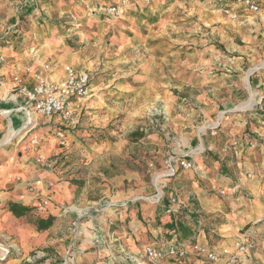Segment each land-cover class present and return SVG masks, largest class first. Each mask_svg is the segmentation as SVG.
Listing matches in <instances>:
<instances>
[{
  "label": "crops",
  "instance_id": "obj_1",
  "mask_svg": "<svg viewBox=\"0 0 264 264\" xmlns=\"http://www.w3.org/2000/svg\"><path fill=\"white\" fill-rule=\"evenodd\" d=\"M24 1V6L15 9V0H0V54L6 59L0 67V264H31L41 258H44V264H115L117 258H128L130 254L143 259L147 245L164 248L173 240L171 230L165 226L171 217L162 208L138 201L145 196L138 197L129 188L125 194L130 197L116 200L117 203L124 200L122 204L126 203V206L112 201L110 206L96 209L95 213L82 219L86 212H79L75 204L87 201V192L86 189L77 191L72 183V159L67 156L63 160L64 149L56 144L42 142L36 150L31 143L33 137L51 136L56 132L60 126L58 121L34 114L31 130L20 131L29 113L21 109L24 99L18 89L12 88L14 76L33 85L27 68L34 71L47 62L59 67L80 64L77 53L57 54V48L53 47L56 42L44 37L40 40V27L44 31L46 27L51 28L46 24L50 12L62 15L74 11L89 24L95 17L101 19L105 6L117 0ZM212 1L175 0L158 4L156 8L160 12L150 36L154 40L150 48L152 62L143 76L146 78L144 84L135 88L123 85L126 90H134L135 95L129 100H113L110 105H115L110 106L106 103V94L95 92L99 85H94L92 76V94L81 126L93 127L96 114L103 113V118H112L115 112L122 111L119 108L124 104L123 111L131 113L134 110L129 105L133 108L137 99L140 109L144 99L165 102L175 113L170 127L177 133L172 137V149L165 157H174L173 164L178 173L182 170L179 159L190 158L197 147L202 146L208 151L205 152L207 155L213 154L207 161V156H194L199 170L191 172L197 179L206 181V186L202 189L193 182L192 187L207 213H214L215 219L221 216V222L212 230L221 238L213 250L220 251L223 247L230 248L239 231L264 215V145L259 143L256 150H248L247 144L244 145L243 160L236 159L225 149L233 138L247 135L243 128H235L234 121L240 116L236 110L257 103L256 109L262 111L254 108L247 116L252 120L264 116L261 114L264 112V67H258L264 66V2H260L259 12L236 3L229 4L231 13H225ZM135 3L141 6L139 12L133 7ZM144 7L141 0H131V18L138 16V21L145 22V15H141ZM179 13L184 14L181 18L193 15L196 21L191 27H178ZM37 36L40 37L38 42L31 44ZM217 43L224 44L230 56H223ZM81 68L91 72L88 67ZM121 97L127 96H117ZM213 125L218 126L216 135L212 134ZM72 131H68L70 144L77 136ZM247 136L258 141V135ZM166 159L151 163L153 179L164 172ZM129 176L141 183L138 172H130ZM125 180L126 177L116 179L118 184ZM212 186L226 189L228 194L220 196L218 190H214L210 196ZM238 187L239 192L236 191ZM107 191L109 194V189ZM47 198L50 204L45 211L38 212L36 207ZM10 202L21 203L32 210L18 218L8 209ZM48 216L55 218L53 225L39 231L36 219ZM75 224L81 230L79 235L75 234ZM258 228L261 237L257 248L251 259L241 264H264V223ZM11 244L20 247L21 253L12 249L11 254L5 256ZM117 247L124 250L118 257ZM53 250L58 256L53 255ZM107 256L111 261L103 262ZM204 258L207 260L206 257L193 259L192 264H205Z\"/></svg>",
  "mask_w": 264,
  "mask_h": 264
},
{
  "label": "rangeland",
  "instance_id": "obj_2",
  "mask_svg": "<svg viewBox=\"0 0 264 264\" xmlns=\"http://www.w3.org/2000/svg\"><path fill=\"white\" fill-rule=\"evenodd\" d=\"M15 1V9L18 6H24V0ZM156 6H153L152 9L149 6L144 7V12L141 15H145V22L138 21V16L131 18V12L133 11L130 9L126 16L120 19H114L104 12L101 19L98 20L95 17L94 21L89 24H85L83 18L79 17L81 14L74 11L65 12L62 15L50 12L49 16H46V19L48 18L46 24H49L51 28L48 30L46 27L47 30L44 31L40 27L38 31L42 33V38L37 36L38 38L36 40L32 39L30 43L35 45L39 38L43 40L44 37L47 41L56 42L53 47L57 48V54L77 53L78 57H80V64L77 67H88L91 69L94 85H99L95 92L106 94V103L108 105L113 100L120 101L124 100V98L129 100L135 94L134 90L131 92L126 90V88L128 86L135 88L144 84L146 78L143 76L149 71L151 66V55L153 54L150 48L154 40L150 36L154 33L156 15L160 12ZM133 7L137 12L141 10V6L138 3H135ZM179 14L180 19L176 21L178 27H191L196 21L193 15L181 18L184 14ZM190 20V23H186ZM44 32L45 34H43ZM143 38L144 40H142ZM217 44L220 51L223 52V56H230L225 50L224 44ZM52 58L50 57L51 60ZM258 67L264 66L261 64ZM120 94H126L127 97L117 98ZM140 99L144 98L140 97ZM244 101L246 99L237 102L236 105H240ZM139 102L137 99V102L133 103V108L129 105V108L134 110L131 113L123 111L124 104L123 108L121 106L119 108L122 111L115 112L112 118L105 119L102 117L103 113L96 114L93 127L80 126L72 131L77 136L73 138L70 144L71 147L68 150H64L63 160L67 156L69 157L68 159H72L74 162L72 166L74 169L72 183L76 186L77 191L86 189L87 192V201L75 204L79 212H86L82 219L88 218L89 215L95 213L96 209L107 207L112 201L116 202V200L130 197L125 194L129 188L133 189V192L138 197L141 195L145 197L151 196L156 191V183L154 181H157V176L153 179L154 170L151 163L162 162L172 149V137L174 135L177 136V133L171 131L170 123L175 113L170 111L165 102L144 99L141 109ZM262 104L264 105V99ZM114 105L111 104L110 106ZM256 106L257 103L253 107L236 110L240 116L234 121L235 128H243L244 134L250 136L258 135V142L264 145V116H257L253 120L247 116V113L253 111L252 109L254 108L256 109ZM152 107H157L159 111L164 107L168 112L169 120L167 121L163 114H156ZM256 111L262 110L256 109ZM263 113L261 112V114ZM16 120L17 118H15ZM150 120H154V123H151ZM146 129L147 131H145ZM133 133L138 136H134ZM247 135L243 137L247 138ZM167 137H170L169 140H167ZM206 151L203 148V151L198 156H207L206 158L204 157L207 161L213 158V154L210 152L207 155ZM244 156L243 159L245 158ZM130 172H138L141 183L136 181L137 179L131 178L129 176ZM194 174L191 171L182 169L174 178L175 180L169 183L165 193L166 196L172 192L177 193L180 195L183 204L189 207L195 215L200 216L199 218L204 228L203 233L206 234L209 247L213 249L221 238L212 230L215 228L214 225L221 222V216L215 219L213 218L214 213H207L201 206L197 199V192L193 191L192 183H198V186L203 189L206 186V181L197 179V175ZM124 177H126V180L118 184L116 179L122 180ZM120 190H122V194H120ZM214 192V190L210 189L208 194L212 196ZM123 201L121 200L118 203ZM138 201L163 210V205L166 204L165 201L167 199L160 205L141 200V198H138ZM117 249L119 251L118 257L123 254L124 250L121 251L120 247H117ZM54 254L58 256L56 250H53ZM136 256L135 254H130L128 258H123L124 260L117 258L115 264H153L144 258L139 259L137 262L136 259L138 257ZM109 257L107 256L103 259V262L108 263V261H111ZM196 258L198 257L190 251L187 257L182 260L169 261L165 259L154 264H192V260ZM207 260L205 259V264L215 263ZM44 263V258H41L31 264Z\"/></svg>",
  "mask_w": 264,
  "mask_h": 264
},
{
  "label": "built area",
  "instance_id": "obj_3",
  "mask_svg": "<svg viewBox=\"0 0 264 264\" xmlns=\"http://www.w3.org/2000/svg\"><path fill=\"white\" fill-rule=\"evenodd\" d=\"M175 0H141L145 6H155L163 2ZM131 0H117L105 6L104 12L114 19H120L126 16L129 11ZM264 0H213L215 6L220 5V9L225 13H231L232 8L229 4H242L252 12L261 10V3ZM236 18L237 15L233 14ZM5 56L0 54V67L5 62ZM27 72L32 75L34 80L33 85L27 83L22 77L14 76L12 88L18 89V92L24 99V107L21 109L29 113L28 120L20 131L29 132L34 125L33 115L37 114L46 118H54L59 123V128L51 136L39 135L31 139L32 145L38 150L42 142H49L68 150L71 145L68 138V131L79 128L82 124V119L86 113L87 104L91 98L90 83L92 74L87 69L75 67L71 64L57 66L54 63L47 62L42 64L38 69L32 71L27 68ZM156 114H163V117L168 121V112L163 107L161 111L157 107H152ZM154 123V120H151ZM216 125L213 128V135H216ZM147 131V129L145 130ZM246 140V143L245 141ZM247 144L248 150H256L259 147V142L255 139L248 138H233L232 141L225 147L226 151L232 152L233 156L241 160L244 156L243 146ZM247 151V150H246ZM200 153V152H199ZM199 153H192L190 158L181 157L178 161L179 167L183 170L197 172L198 164L194 156ZM43 159V156L40 155ZM174 157H169L165 161V170L157 175L156 191L151 196L141 197V200L148 201L155 205H160L167 199V204L163 205V212L171 215L178 211L183 201L181 197L172 192L166 196L165 190L168 188L170 181L178 174L177 168L173 164ZM248 178H252L251 174H247ZM237 187V185H236ZM212 190L217 191L221 196L228 194L226 189H218L212 186ZM240 191V187L236 188ZM50 204V199H44L36 208L38 212L46 210ZM126 206V203H121ZM264 223V215L258 216L253 225L243 228L238 232L233 240L231 247H223L220 251H215L209 247L208 241L200 233L195 243L184 244L180 243L177 238H174L169 244L160 248L155 245H147L144 249V259L149 263H157L165 259L182 260L187 255L193 252L197 257H206L212 262H224L226 264H241L244 261L251 259L254 251L257 248V241L261 237L259 224ZM75 234H80L78 224H75ZM12 249L21 253V248L15 244H11L5 251V256L11 254ZM137 262L139 259H136Z\"/></svg>",
  "mask_w": 264,
  "mask_h": 264
},
{
  "label": "trees",
  "instance_id": "obj_4",
  "mask_svg": "<svg viewBox=\"0 0 264 264\" xmlns=\"http://www.w3.org/2000/svg\"><path fill=\"white\" fill-rule=\"evenodd\" d=\"M133 135L138 136L136 133H133ZM165 203L167 204L168 202L165 201ZM8 209L18 218L25 216L32 210L29 206L15 202H10ZM169 216L171 220L166 223L165 226L171 230V239L177 238L180 243L184 241H188L185 244L195 243L198 235L204 230L199 218L200 216L195 215V213L184 204H182L178 211ZM54 219L53 216H48L47 218L38 217L35 221L37 229L41 231L50 228L53 225ZM168 260L178 261L171 258Z\"/></svg>",
  "mask_w": 264,
  "mask_h": 264
},
{
  "label": "bare ground",
  "instance_id": "obj_5",
  "mask_svg": "<svg viewBox=\"0 0 264 264\" xmlns=\"http://www.w3.org/2000/svg\"><path fill=\"white\" fill-rule=\"evenodd\" d=\"M213 126H215V125H213ZM17 133H19V132H17ZM13 136H14V135H13ZM13 136H12V137H13ZM12 137H11V138H12ZM11 138H9V140H10ZM9 140H8V141H9ZM200 148H201V149H200ZM201 151H203V147H202V146H201V147H197L196 149H194L193 152H194V153H199V152H201ZM157 177H158V176H157Z\"/></svg>",
  "mask_w": 264,
  "mask_h": 264
}]
</instances>
